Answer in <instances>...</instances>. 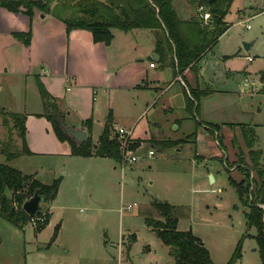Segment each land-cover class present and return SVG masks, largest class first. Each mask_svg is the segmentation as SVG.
Listing matches in <instances>:
<instances>
[{
  "label": "rangeland",
  "instance_id": "374dc122",
  "mask_svg": "<svg viewBox=\"0 0 264 264\" xmlns=\"http://www.w3.org/2000/svg\"><path fill=\"white\" fill-rule=\"evenodd\" d=\"M175 5L184 18L197 13L198 4L190 0H175ZM263 11L264 0L233 1L225 18L230 28L205 56L201 75L199 68L193 70L204 86V91L196 88L199 93H211L199 109H188L180 81L164 94L128 89L113 92L112 107L121 124L131 126L136 118H142L132 128L133 144L129 147L130 154L139 156L136 162H129L122 154L119 161L98 163L34 157L48 183L53 180L52 165L57 171L66 163L64 171L69 172L62 175L56 201L42 203L38 215L45 218L52 203L51 220L42 231L36 229L40 221L33 224L29 220L19 228L0 217V264H175L169 246L146 223L147 217L162 219L154 202L176 205L178 229H191L201 238L215 263L226 264L246 234L242 257L235 264H262L258 251L250 247L251 243L255 248V241L247 239L256 232L246 226L250 208L239 198L232 180L250 192L258 187L254 182L260 181L259 171L264 169ZM145 32L135 41L147 45L146 38L151 37ZM120 39L118 36L114 48H120ZM244 41L253 42L250 50L244 48ZM225 55L230 57L224 59ZM8 59L0 48L1 118L5 105L12 110L22 105L36 111L41 104L36 84L20 72V61L12 73L3 71V66L10 67ZM172 70L159 63L150 68L153 85L167 88L174 79ZM184 82L189 83L187 78ZM107 114L108 108L102 107L96 117L104 121ZM9 120L0 130V142L4 139L0 148L10 136L21 148L22 144L15 143L18 132L12 129L14 121ZM120 127L131 130L122 125L115 129ZM102 129L101 123L94 127L93 141ZM247 131L249 138L255 137L251 147L246 144ZM137 134L143 138H135ZM252 156L257 157V164ZM0 163H7L1 153ZM16 163L14 167L19 165ZM21 191L28 195L26 188ZM259 205L264 209L263 203Z\"/></svg>",
  "mask_w": 264,
  "mask_h": 264
},
{
  "label": "trees",
  "instance_id": "16d2710c",
  "mask_svg": "<svg viewBox=\"0 0 264 264\" xmlns=\"http://www.w3.org/2000/svg\"><path fill=\"white\" fill-rule=\"evenodd\" d=\"M234 0H190L191 4L205 6L210 11L211 18L204 21L199 13L184 18L179 14L175 0H0V6L12 12H21L30 17L35 9L65 23L67 32L75 29H87L92 32L95 42L111 44L113 29L128 32L135 29H148L152 32L155 49L160 54V63L172 67L174 75H182L185 81V71L195 70L199 61L209 52L220 37L230 28L225 20ZM15 38L29 45L32 32H15ZM44 113L52 123L57 137L71 144V154L74 156H99L119 161L121 159L120 141L113 132V118L109 115L105 128L96 144L91 136L81 143L75 142L62 130L64 112L60 109L53 96L47 91L41 80L37 78ZM190 91L183 86V94L189 110L199 109L204 92L193 89L185 82ZM9 118L14 121L12 129H16L22 138V147L18 148L12 142L11 136L4 142L2 153L8 159L24 154H32L26 143V115L4 111V125H9ZM86 124L92 127L93 120ZM252 133V131H251ZM219 137V136H218ZM246 144L251 147L254 138H249L248 131ZM13 147L17 149L13 150ZM253 153V151L251 152ZM257 164V157L252 156ZM260 181L256 180L253 190L244 188L241 182L232 180L239 198L243 204L249 206L246 213V226L254 228L255 234L248 235L255 241L261 263L264 264V169L259 171ZM26 183V184H25ZM61 179H55L46 184L23 173L7 163H0V217L13 225L23 228L30 220L29 215L22 207L23 202L39 189L45 200H54L59 192ZM27 189L28 195L21 190ZM162 219L146 218V223L155 230L164 244L169 246L170 254L175 264H217L201 238L191 229H178L179 216L177 207L168 202H154ZM40 213V212H39ZM50 214L36 229L42 231L49 223ZM58 233L56 228L53 239ZM247 235L239 241L233 255L226 264H235L242 257L243 243ZM1 241V236H0Z\"/></svg>",
  "mask_w": 264,
  "mask_h": 264
},
{
  "label": "crops",
  "instance_id": "0c3cea01",
  "mask_svg": "<svg viewBox=\"0 0 264 264\" xmlns=\"http://www.w3.org/2000/svg\"><path fill=\"white\" fill-rule=\"evenodd\" d=\"M143 30H146L145 33H149V37H151L149 39L146 38L147 45H142L139 40L135 41V37L139 38V35L141 36L140 33L144 32ZM28 31L32 32L29 45H25L13 35L15 32ZM113 34L114 38L111 44L107 45L103 42H95L92 32L87 29H75L68 33L65 23L50 14H45L35 9L34 15L30 17L24 13L12 12L0 6V40L2 42L0 48L2 53L10 58L7 60L10 67L3 66V71L8 74L12 73V71L16 70V66L20 61V72L22 74L25 73L28 78L32 79L33 84H36L38 88L41 98V104L36 111L28 110L22 105L20 107L17 106L16 110H12L7 105L1 107L3 115L4 111L26 115L25 138L32 154H24L8 159L2 153V148H0V153L5 155L7 164L14 167L13 164L19 161L20 163H16L19 165L14 168L20 169L25 174L32 175L34 179L43 183L50 184L55 179L60 178L59 192L52 203L56 201L61 193L62 175L69 172L67 171L68 169L64 171L67 165L64 163L57 171L55 169L56 166L52 165L50 174H52L51 178L53 180L48 183L42 179L44 171L39 168L41 166H35L34 157H55L64 161L79 159V161L88 160L93 163L111 158L99 156L83 157L71 154L69 141L60 140L53 130L52 123L43 115L44 106L37 78L41 80L47 91L64 112V122L73 128L85 130L87 137L91 136L92 138L94 127L101 123L104 129L109 115L113 118L114 134L117 131L115 126L122 125L132 129L142 119L136 118V123L131 125L132 127L119 122V117L112 107V94L115 91L128 89L131 91L138 90V93H141L143 90H153L164 94L169 86L176 81H180L182 86H185L189 91L188 86L182 79V75L175 76L173 70L174 79L168 83L167 88L153 85L152 79L149 77L150 68H156L157 63H161L160 57L159 59L152 57L153 54L158 52L155 49L150 30L135 29L125 32L120 29H113ZM118 36L121 38L119 49L114 48L116 47ZM132 41L135 42L132 43ZM209 52L203 56L197 65V68L200 69L199 76L202 73L203 65L206 64L204 58ZM129 55L130 57H128ZM224 57L226 59L230 55H225ZM212 61V58L209 59V62ZM152 62L155 63V66H151ZM189 72H193V69L186 70L184 73L189 82L188 84L194 89L199 86V89L204 91V86L200 83L199 77L196 78V73L193 72L194 74L190 76ZM1 81L0 77V85ZM211 91H214L213 88ZM209 94L203 96L201 101ZM152 96L156 97V93ZM102 107L108 108V114L104 121L96 117L97 112ZM0 119L2 124L0 130L3 131V126H5L3 123L4 116L0 117ZM89 119L93 120L91 128L86 124ZM175 127H178V125ZM100 135L97 139H94L96 144ZM139 137L143 138L141 134L135 135V138ZM3 140L0 142V146H2ZM15 143L21 145L23 143L22 138L16 136ZM61 172L63 173L61 174ZM52 203L49 221L52 217ZM252 245L250 243L253 251ZM254 251H258L257 248Z\"/></svg>",
  "mask_w": 264,
  "mask_h": 264
},
{
  "label": "water",
  "instance_id": "95a60500",
  "mask_svg": "<svg viewBox=\"0 0 264 264\" xmlns=\"http://www.w3.org/2000/svg\"><path fill=\"white\" fill-rule=\"evenodd\" d=\"M252 8L255 9L256 7L252 6ZM243 45L244 48L248 51L250 50L251 46H253V42L244 41ZM152 57L159 59L160 56L158 53H155L152 55ZM61 126L63 132L69 137H71L73 140H75L77 143H81L87 139V132L85 130H82L80 128H73L71 126H68L65 122H62ZM211 178L212 180L214 179L213 175H211ZM44 201L45 197L41 195L40 190L37 189L31 197H29L23 202L22 207L29 215L36 216L41 211L42 203ZM254 250H256V248H254Z\"/></svg>",
  "mask_w": 264,
  "mask_h": 264
},
{
  "label": "built area",
  "instance_id": "2783aa9c",
  "mask_svg": "<svg viewBox=\"0 0 264 264\" xmlns=\"http://www.w3.org/2000/svg\"><path fill=\"white\" fill-rule=\"evenodd\" d=\"M196 11L197 13L200 14V16L203 18L204 21H208L211 18L210 11H208L203 5L198 6ZM250 27H251L250 25H247V28H250ZM246 58L250 61L253 60V58L249 55H247ZM151 66H155V63L152 62ZM133 132H134L133 129L127 131L124 127H120L118 131H116V134H115L120 141V151L122 154V158L127 159L131 163L132 162L134 163L139 159L138 155L130 154L131 150L129 147L130 145L133 144L132 139H131ZM153 155H154V151L153 150L149 151V156L152 157ZM30 221L33 224L34 223L37 224L38 221L43 223L45 221V217L43 215L31 216Z\"/></svg>",
  "mask_w": 264,
  "mask_h": 264
}]
</instances>
